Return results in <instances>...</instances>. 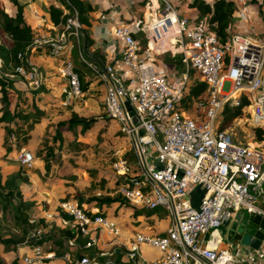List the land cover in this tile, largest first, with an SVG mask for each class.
I'll return each instance as SVG.
<instances>
[{
	"label": "built area",
	"instance_id": "2783aa9c",
	"mask_svg": "<svg viewBox=\"0 0 264 264\" xmlns=\"http://www.w3.org/2000/svg\"><path fill=\"white\" fill-rule=\"evenodd\" d=\"M160 1L142 33L149 50L178 55L184 70L175 75L156 69L133 30L121 20L110 28L118 55L101 69L80 49L81 24L74 9L60 30L53 24V35L34 36L27 51L44 47L56 60V73L66 80L61 104L67 105L82 96L72 63V50L78 47L80 60L104 85L106 115L130 145L129 157L114 152L115 193L134 208L160 207L166 212L167 227L162 233H135L126 252L114 251L124 256L121 264H264V239L253 249L239 243V238L233 244L224 243L218 234L220 227L235 221L240 209L264 216V41L243 33L251 26L248 0H232L233 19L223 41L214 30L211 14L191 19L178 15L169 0ZM202 1L212 11L219 0ZM188 69L205 85L204 97L194 103L199 113L193 115L178 107L190 82ZM14 71L28 87L40 83V73L27 55ZM125 102L136 116L135 123ZM230 106L240 107L241 114L232 121L244 119L248 142L219 128L222 111ZM10 138L13 141L12 133ZM14 160L30 168L34 156L21 147ZM57 206L68 215H57L58 223L86 238L85 248L97 246L103 234L119 235V225L101 215L97 207L85 208L73 198L58 201ZM67 244L75 245L72 239ZM141 245L156 249L160 256L147 259L139 255ZM94 255L83 254L73 264H116L104 251ZM53 256L39 245H30L18 264H41ZM62 257L65 264L70 263L68 253Z\"/></svg>",
	"mask_w": 264,
	"mask_h": 264
},
{
	"label": "rangeland",
	"instance_id": "374dc122",
	"mask_svg": "<svg viewBox=\"0 0 264 264\" xmlns=\"http://www.w3.org/2000/svg\"><path fill=\"white\" fill-rule=\"evenodd\" d=\"M2 2L6 11L11 12L13 7L10 1L2 0ZM247 4L249 6L248 12L251 18V26L248 30H244L243 33L252 39L264 41V6L259 5L261 7V10H259L257 4L252 5L249 2ZM140 18L141 17H138L137 20H140ZM136 39L139 42L141 50L144 52L145 38L139 28H137ZM78 45H81L80 39ZM39 49L45 50L44 47H40ZM73 52H75L76 57L79 58L77 46L73 48L72 53ZM149 55L154 65L155 63L159 65L162 64L166 67V70L170 71L172 74L180 72L181 65L170 61L171 58H178V55H174L173 57L168 51L160 52L156 56L152 53ZM43 59L45 60L46 58ZM33 61L35 67L38 64L44 66L43 61H37V56ZM45 64L43 68L45 72L42 71L45 83H43L42 80L35 89H29L25 80L17 76L15 77L17 80H14L10 89L7 90V108H9V113L11 109V113H13V109L18 106L16 109L19 110L21 117L14 116L11 120L7 119L1 124V127L5 126L11 128L10 130L13 131L15 124L22 123L26 132L29 131L31 139L30 144L26 146V148L33 153L34 160L31 168H24L20 166L18 162H15L12 159V152L11 154L7 153L12 149L16 151V134L13 132L14 139L12 141L8 131L2 130L5 143L4 147L5 149L6 147H10V150L0 156V193L4 180L11 175L14 177V173L20 170L18 172L19 176H15L13 180V184L16 186L20 197L14 195L13 198H11L13 203H6L3 209L0 210V264H12L13 261H18L17 247H20L21 243L19 240L26 242L27 233L30 231L29 230L25 235L22 234L23 229H27L28 226L25 220L22 221L20 219L21 216L17 215L18 208L15 205L19 198L25 200L23 201L25 203L32 202L33 206L25 209V211L31 219L35 220L45 217V213L54 210L57 201L64 197H80L82 199H91L93 196L97 195L119 197L115 193V180L117 178L112 172L111 164L114 152L116 153V151L119 150V153L125 154L130 145H128L129 142L119 130L118 125L112 119L104 116V85L102 81L82 62L84 65L82 69L87 79L92 81V85L88 92L85 94L83 93L81 97L73 100L70 108L66 107L65 109H59V83L57 82L56 69L52 65L49 66L50 64L47 62H45ZM40 112L42 113L39 114ZM71 113L93 117L96 122L85 134H79L76 131L77 128L63 131L62 147L58 151L56 150L54 159L50 161V168L45 172L42 161L35 157L36 152L45 145L52 143L51 137L55 121L66 118ZM185 113L193 115L199 112L193 105L185 110ZM10 115L12 114H8L7 118ZM29 125L32 126L28 127ZM223 125L235 139L241 142L249 141L247 137V125L243 118L242 120L228 121ZM23 136L25 135H20V139ZM197 194H199V192ZM44 203L48 206L46 209L44 208ZM93 204V201H91L88 206H92ZM136 209L138 208L131 207L122 200L121 202L116 201L114 204L103 207V213L119 225V235L112 237L103 234L98 238L97 246L91 247V249L87 248L83 253L87 255H92L93 253L94 255V252L100 250L106 253V257L112 258L110 255L114 253L115 250L122 249L125 252L127 251V248L134 241L135 233L158 234L166 229V212L160 207H157L150 214H148L147 210H142L138 215H135L134 212ZM248 217L249 214L243 209H240L239 212L236 213L234 222L220 227L218 234L225 239L224 243L232 242L231 244H233L236 241L237 235L243 230ZM46 220L48 221V226H50L49 224H52V222L57 221L53 217H45V221ZM53 228L54 227H48V229H45L51 231ZM31 229H34L33 236H38L35 227ZM5 239H14L18 242H2ZM82 239L83 238H80V240ZM42 245L41 247L43 249H47L48 243L45 242ZM63 247L65 251L68 252L69 260L72 262L78 254L77 249L71 246V249H73L71 250L69 244ZM226 247L229 249L233 248L231 245H227ZM138 254L147 259L158 258L160 256V253L156 249L145 245L140 246ZM123 258L124 256L122 259Z\"/></svg>",
	"mask_w": 264,
	"mask_h": 264
},
{
	"label": "trees",
	"instance_id": "16d2710c",
	"mask_svg": "<svg viewBox=\"0 0 264 264\" xmlns=\"http://www.w3.org/2000/svg\"><path fill=\"white\" fill-rule=\"evenodd\" d=\"M13 9L10 13L6 11V8L0 0V122H4L7 119L11 120L14 116L21 117L19 110H17L15 107L13 109L12 115H10L7 118L8 115V101H7V90L10 89L14 78L17 77L14 68L18 64H21L23 62V58L27 55L28 56V47L32 42V39L34 37V31L30 24L25 20L23 16V6L17 2V0H9ZM69 4L65 2V0H58L59 5L54 6L52 4H48L45 12L47 14V18L50 22H52L54 25L57 26V30H60L61 26L65 22V18L68 14L71 13L72 9H74L77 13L78 20L81 24V44L82 41H84V54L87 57L93 58L98 64L104 65L105 59L102 57V55L99 54L100 48L97 47L93 51H89V46L92 43V39L89 36L88 27L91 26L90 19L88 17V13L92 12L94 10V7L91 3L86 2L84 0H67ZM248 2L252 5L255 4H263L264 0H248ZM190 7H193L197 12V17L203 16L205 14H211V20L216 22V26L214 27L215 32L219 36L220 40L223 41L226 38V27L229 22L232 21V13L234 11V5L232 0H219L213 4L212 11L210 7L205 4L202 0H192L189 3ZM65 10V13L63 11ZM211 12V13H210ZM133 37L134 34L132 33ZM136 38V37H134ZM82 47V45H81ZM81 49V48H80ZM174 57V56H173ZM72 59H73V68L78 74L79 83H80V89L82 94L88 92L92 81H89L84 73V68L82 62L79 60V58L76 57V53H72ZM171 62L177 63L180 66V71H183L184 68L182 66V63L178 58H171ZM6 74V76L4 75ZM187 75L190 79V82L187 86L186 93L181 98L178 107L187 110L189 107H192L195 103V101L198 98L204 97V91H205V85L204 83L199 80L198 78L194 77L193 72L191 69L187 70ZM41 88V86H40ZM32 92V91H31ZM37 92V91H36ZM70 104L64 105L67 108H70ZM65 107V108H66ZM40 112L39 114H41ZM241 114L240 107L236 106H230L225 107L222 111L221 115V124L219 125V128H224V123L231 121L233 118L239 116ZM104 116L106 118H109L106 113L104 112ZM26 118V117H24ZM96 122L95 118L93 117H87L83 115H78L75 113H71L68 115V117L56 120L53 127V134H52V143L47 144L44 147L37 150L35 157L42 161V166L45 172H47L50 168V161L51 159H54L56 150L58 151L62 147V132L63 131H69L72 128H77V132L79 134H85L90 127ZM32 125H29L28 127H31ZM4 131H8V133L13 132L16 134L17 143L15 145L16 150L23 147L29 138V135L27 134L26 130L24 129V125L22 123L15 124V128L13 131H11V128L3 127ZM20 135H25L20 139ZM10 150V147H6V151ZM126 156H130V152L127 151L125 153ZM20 170H18L19 172ZM14 173L15 176H19V173ZM14 176V177H15ZM13 175L9 176L6 180H4L3 187H1V193H0V210L3 209V206L5 204L12 202L11 198H13L14 195L20 197V194L18 190L16 189V186L13 184L14 180ZM24 179V178H23ZM118 183V179L115 180V185ZM73 198V197H64L61 200ZM77 200L83 207H90L88 204L93 201L94 207L98 208V211L101 215H105L102 211L103 207H106L108 205L114 204L116 201H120V197H111L108 195H97L93 196L91 199H82L80 197L73 198ZM25 200H19L16 202L15 205L18 208V214L21 216V220L24 221L27 224V229H23L22 234L25 235L32 227H35L36 231H39V236H35L37 238H34L33 241L29 242H23V240H19L20 246H30V245H39L43 246V243H48L47 249L45 250H54V254L59 255L62 253V251L65 250L63 246L67 245V240H71L75 243L73 245L74 249H77V256L75 259L70 261L69 264H73L74 260L79 258L81 255H83L84 251L87 249L83 247V244L86 242V238L81 237L80 234L73 229L68 228L67 226H61L58 221L52 222V224H49L48 221H45V217L37 218L35 220L31 219L28 215V213L25 211L27 208H31L33 206L32 202L25 203L23 202ZM123 201V200H122ZM124 202V201H123ZM13 203V202H12ZM130 206V205H129ZM48 206L46 203H44V208L46 209ZM132 207V206H131ZM156 208H150V209H136L134 212L135 215H138L142 210H147L148 214H150L153 210ZM53 214L55 217L54 219L57 220V215L63 218H68V215L61 212L59 207L56 205V207L53 210ZM48 227H54L51 231L46 230ZM55 232V233H53ZM56 236V237H54ZM80 238H83L80 240ZM2 241V240H1ZM17 240L14 239H5L2 242H12L15 243ZM18 242V241H17ZM71 249V247H70ZM73 250V249H71ZM70 250V251H71ZM95 257V255H87ZM110 257H112L115 260L116 264H121L122 256L119 252L111 253ZM106 257H99L98 259L103 260ZM17 262L13 261L12 264H17Z\"/></svg>",
	"mask_w": 264,
	"mask_h": 264
},
{
	"label": "crops",
	"instance_id": "0c3cea01",
	"mask_svg": "<svg viewBox=\"0 0 264 264\" xmlns=\"http://www.w3.org/2000/svg\"><path fill=\"white\" fill-rule=\"evenodd\" d=\"M84 1L91 3L94 7V10L88 13V17L91 22V26L88 27V31L90 33L89 36L92 39V43L89 46V51H93L95 48L99 47L101 49L99 54L102 55V57L105 59L106 61L105 63L110 62L111 60L112 61L115 60L119 52L116 42L110 35V28L113 26V24H115L117 20H121L122 22L130 26L131 30H133L134 37H136L137 28L141 29L142 31L144 24L147 21H149L152 17L155 16V11L153 8L155 6L156 8H158L161 4L160 0H84ZM169 1L176 8L178 15L189 17L191 19L197 16L196 10L193 7L189 6V3L192 0H169ZM17 2L23 6V16L25 20L32 27L34 31V36H41V35H46V34L53 35L56 32L51 29V27L53 26V23L48 20L45 9L48 4H52L54 6L59 5L58 0H17ZM257 5L264 6L263 4H260V3ZM260 8L261 7L259 6V10H261ZM138 17H141L140 20H137ZM38 34H41V35H38ZM146 51L149 53H147ZM145 52L147 54L152 53L155 56L159 54V52L149 50L147 48L146 39H145ZM36 56H37V61H40V62L43 61L44 66L46 65L45 62H47L48 64H50L49 66L52 65L54 68L56 67V64H57L56 60L49 55L46 49L45 50L44 49L32 50L28 54V58L32 64H35L33 60ZM43 58H46V59L44 60ZM88 58L90 60L93 59L91 57H88ZM44 66L40 64L36 66L41 76L40 83L43 80L42 71L45 72V70L43 69ZM155 67L158 71L164 74L175 75V74L170 73V71H167L166 67H164L162 64L159 65L155 63ZM14 80H17V79L14 78ZM57 80H58L57 82L59 83L58 85V97H59V104H60L59 109L60 108L65 109L66 106L61 104L63 100V93L61 91L63 87L66 85V80L65 78L59 77L58 74H57ZM43 83H45L44 80H43ZM28 88L35 89L32 87H28ZM263 88H264V73H263ZM72 102L73 101H71L70 103ZM7 109L9 112V108ZM11 112H12V109L10 113L8 114H12ZM3 123L4 122H0V156L6 153V149L4 147L5 143L3 139V131H2L4 129L3 127H1V124ZM27 134L29 135V131L27 132ZM30 139L31 138L29 135V138L26 143L27 145L25 144L23 146L24 148H26V146L30 144ZM11 152L13 155L12 159L14 160L15 150L12 149L7 154H11ZM52 211L45 213L46 214L45 217H53L54 214ZM239 235L240 234L237 235L238 236L237 238H239ZM17 250H18V262H19V257L24 252H26L27 247L20 246V247H17ZM46 251H51L54 253V250H46ZM65 253H68V252L64 250L59 255L54 254L52 258L44 259L41 264H56V262L57 264H65V261L62 257Z\"/></svg>",
	"mask_w": 264,
	"mask_h": 264
},
{
	"label": "water",
	"instance_id": "95a60500",
	"mask_svg": "<svg viewBox=\"0 0 264 264\" xmlns=\"http://www.w3.org/2000/svg\"><path fill=\"white\" fill-rule=\"evenodd\" d=\"M82 49L84 50V41L82 42ZM92 61L96 62L94 59ZM99 67L102 69V65L99 64ZM127 113L130 117L132 123L136 122V116L133 113V110L127 102L124 103ZM141 133V130L139 131ZM34 229H30L27 233L26 242L32 241ZM264 239V216H259L256 214H250L247 218L243 230H241L239 235V243L247 245L253 249H257L260 242Z\"/></svg>",
	"mask_w": 264,
	"mask_h": 264
}]
</instances>
